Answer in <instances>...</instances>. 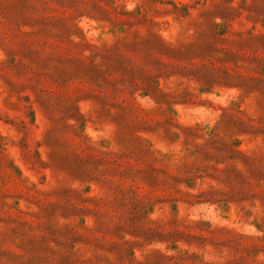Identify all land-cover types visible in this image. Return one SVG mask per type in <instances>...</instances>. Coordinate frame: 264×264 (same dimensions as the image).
Listing matches in <instances>:
<instances>
[{
	"label": "rangeland",
	"instance_id": "374dc122",
	"mask_svg": "<svg viewBox=\"0 0 264 264\" xmlns=\"http://www.w3.org/2000/svg\"><path fill=\"white\" fill-rule=\"evenodd\" d=\"M0 264H264V0H0Z\"/></svg>",
	"mask_w": 264,
	"mask_h": 264
}]
</instances>
